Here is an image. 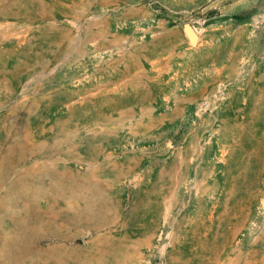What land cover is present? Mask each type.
Masks as SVG:
<instances>
[{
	"label": "rangeland",
	"instance_id": "374dc122",
	"mask_svg": "<svg viewBox=\"0 0 264 264\" xmlns=\"http://www.w3.org/2000/svg\"><path fill=\"white\" fill-rule=\"evenodd\" d=\"M0 264H264V0H0Z\"/></svg>",
	"mask_w": 264,
	"mask_h": 264
},
{
	"label": "water",
	"instance_id": "95a60500",
	"mask_svg": "<svg viewBox=\"0 0 264 264\" xmlns=\"http://www.w3.org/2000/svg\"><path fill=\"white\" fill-rule=\"evenodd\" d=\"M187 35L190 41L194 44L196 42L197 37L190 27L187 28Z\"/></svg>",
	"mask_w": 264,
	"mask_h": 264
}]
</instances>
